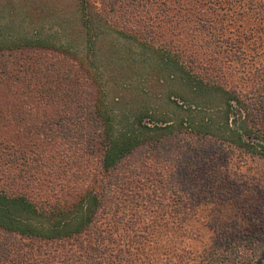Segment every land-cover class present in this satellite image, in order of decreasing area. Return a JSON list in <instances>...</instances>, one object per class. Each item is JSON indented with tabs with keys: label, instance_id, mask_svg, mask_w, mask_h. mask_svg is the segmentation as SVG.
<instances>
[{
	"label": "trees",
	"instance_id": "1",
	"mask_svg": "<svg viewBox=\"0 0 264 264\" xmlns=\"http://www.w3.org/2000/svg\"><path fill=\"white\" fill-rule=\"evenodd\" d=\"M78 2L86 50L77 49L68 42L63 44L44 38L23 37L13 41L12 45L0 47V61L11 56L7 55L6 50H21L28 61L32 56L26 52L49 50L52 55L65 60V64L53 70L55 97L64 102L65 116L61 120L64 125L66 123L64 127L74 125L75 121L80 122L79 132L90 136L89 146L96 148L97 144L101 151L103 174L113 179L109 180V186L101 187V192L82 191L68 201L52 205L38 202L39 205L33 197L17 190L13 182L9 184V176L3 174L4 169L0 166V240L1 235L6 239L4 244L0 242V264H19L6 260L7 255L12 254L6 244L14 238L56 243L54 251L45 252L47 260L52 259L51 264H92L93 261L94 264H130L132 236L123 230L132 228L103 229L97 225L104 213L115 207L111 199L121 207L152 213L163 211L165 215L186 220L197 212L202 203L212 200L208 197L214 195L215 190L209 185V175L232 169L225 186L228 190L226 195L230 196L243 186L242 181L236 178L240 165L233 166L235 157L239 154L255 162L264 161V56L259 60L261 54L255 53L259 71L249 91L229 88L227 83L218 80L214 72L200 64L203 53L199 50L188 53L175 48L168 39L158 40L156 29L143 22L142 14L150 12L158 0ZM161 3H169V0H162ZM222 3L232 7L229 10L231 15L243 10L258 20L259 25L254 33L253 30L249 32L251 35L258 30L260 34L264 32V0H222ZM210 24L201 21V24H197L199 28L195 29L200 33H210ZM193 26H196V22ZM111 29L125 41L152 48L158 61L163 64L159 70L161 74H166L165 78L170 77L178 84L180 92H175V96L180 101L173 100V107L177 110L174 118L144 106L131 116L118 107L110 108L107 82L104 80L106 66L102 67L103 63L99 61V37ZM251 35L247 39H251ZM205 44L209 45L208 39ZM247 53L246 49H242L231 54L246 62ZM118 59L122 60L118 70L130 66V60L126 57ZM119 63L110 62L112 67H117ZM28 67L26 70L30 71L31 65ZM26 70L23 69V72ZM3 71L7 72L5 68ZM132 74L117 76L125 91L131 89L129 77ZM115 100L117 104L124 101L123 96ZM61 120L59 118L57 121ZM71 134L66 132L67 136ZM96 138L97 142L94 141ZM12 140L13 143L0 141V160L5 168L19 162L26 167L31 160L35 161L34 150H27L32 143L23 142L20 137H13ZM8 149L12 153H6ZM137 153L167 161L173 169L169 173L158 171L148 176L146 182L145 178H138L140 176L136 170L117 173L123 163ZM199 171L207 175L202 178L201 184V178L197 176ZM105 187L109 190L104 191ZM202 187L206 193L202 192ZM261 205L257 229L221 234L216 243L204 251L198 264H264V203ZM105 241L110 245L111 258L103 256ZM71 243H78V249ZM68 244L74 247L60 249V246Z\"/></svg>",
	"mask_w": 264,
	"mask_h": 264
},
{
	"label": "rangeland",
	"instance_id": "2",
	"mask_svg": "<svg viewBox=\"0 0 264 264\" xmlns=\"http://www.w3.org/2000/svg\"><path fill=\"white\" fill-rule=\"evenodd\" d=\"M161 1L158 0L150 12L142 14L143 22L156 29L158 40L168 39L175 48L188 53L199 50L203 53L200 64L214 72L218 80L227 83L229 88L247 92L254 86L255 74L259 71L255 53L261 54L259 60L264 56V32L249 33L251 30L254 33L259 25L250 12L239 10L240 13L231 15L229 10L232 7L227 3L221 4L222 0ZM78 5V0H0V47L12 45L13 41L23 37H38L57 43L68 42L77 49L86 50L85 30ZM201 21L211 23L210 33H200L195 29ZM195 22L196 26H193ZM250 35L252 38L247 39ZM99 38V61L103 63H100L102 67L106 66L104 80L107 82L110 108L118 107L131 116L144 106L174 118L177 110L173 107V100L180 101L175 96L180 89L170 77L165 78L166 74H161L159 70L163 64L152 48L125 41L113 29ZM207 39L209 45L205 44ZM239 40L243 43L240 44ZM242 49L249 52L245 56L246 62L231 54ZM6 53L11 56L0 61V141L13 143V137H20L21 141L32 143L27 150H34L35 161H27L29 165L26 167L19 162L5 168L0 160L3 174L9 176L8 179L4 176L5 180L9 184L13 182L17 190L33 197L37 203L47 202L48 205L71 200L82 191L101 192V187L109 186V180L113 178L103 174L98 145L93 143L96 148L89 146L90 136L79 132V121L64 127L66 123L64 125L61 120L65 116L64 102L55 97L53 70L65 64V60L52 55L49 50L26 52L32 56L30 61L21 50H6ZM118 57L129 59L130 66L118 70L121 67L119 62H122ZM110 62L119 64L112 67ZM29 64L30 71L26 70ZM4 68L9 73H2ZM131 72V89L125 91L117 76L123 74L127 77ZM118 96H123L122 104L116 103ZM59 118L61 121H57ZM66 132L72 134L67 136ZM5 152L10 153L11 150ZM246 158L238 154L233 164L240 165L239 176H236L243 184L240 190L226 195L228 190L225 186L232 169L214 172L209 175V185L214 187L215 193L207 196L212 200L202 203L197 212L186 220L165 215L163 211L152 213L140 208L121 207L111 199L115 207L105 212L97 225L103 229L132 228L123 230L132 236L130 264H198L204 251L212 247L221 234L250 232L258 227L261 219L259 206L264 203V161ZM172 169V164L167 161L137 153L127 159L117 173L136 170L138 178H145L146 182L148 176L158 171L169 173ZM197 174L201 184L202 178L207 177L206 172ZM105 190L109 188L105 187ZM3 237L1 235L0 242L4 244L6 239ZM45 241L8 240L6 246L10 247L12 254H8L6 260L19 264H51L52 259L47 260L45 252L54 251L57 244ZM71 244L60 246V249L74 246L78 249V243ZM105 244L103 256L111 258L110 245L107 241Z\"/></svg>",
	"mask_w": 264,
	"mask_h": 264
}]
</instances>
